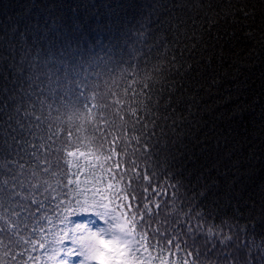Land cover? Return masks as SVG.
Returning a JSON list of instances; mask_svg holds the SVG:
<instances>
[{"label": "trees", "instance_id": "trees-1", "mask_svg": "<svg viewBox=\"0 0 264 264\" xmlns=\"http://www.w3.org/2000/svg\"><path fill=\"white\" fill-rule=\"evenodd\" d=\"M117 111L128 123L108 129L109 140L120 137L109 163L134 162L154 177L149 193L167 215L153 227L166 224L180 244L164 256L188 258L186 224L211 233L201 244L215 245L218 257H236L219 264H264V0H0V165L17 173L4 167L0 179L20 193L0 197V264H34L15 241L53 228L39 217L64 227L47 193L33 212L17 183L28 186L29 152L45 126L62 139L73 133L66 151L87 172L97 163L91 130L106 127L102 112L120 125ZM174 207L185 209L176 223Z\"/></svg>", "mask_w": 264, "mask_h": 264}, {"label": "snow or ice", "instance_id": "snow-or-ice-1", "mask_svg": "<svg viewBox=\"0 0 264 264\" xmlns=\"http://www.w3.org/2000/svg\"><path fill=\"white\" fill-rule=\"evenodd\" d=\"M145 87L147 88L148 85L145 84ZM35 108L36 105L33 104V111ZM115 115L119 118L120 125H117L116 119H109L108 115L102 112L100 123L106 127L97 126L91 130L92 139L89 141V148L94 149L97 163L90 165L87 172L78 161L69 159L76 155V151H66L65 147L73 139L71 131L65 129L67 139H62L60 130L49 122L45 126L46 135L37 137L39 142L33 144L29 152L30 162H34L36 168L26 173L28 186L24 187L17 181L25 192H29L24 199L28 200L29 205H35L31 211L40 212L44 208V200L38 199L37 194L44 196L47 193L45 198L49 201L48 207L56 215L59 225L67 224L71 215L94 216L98 221H103L104 226L95 228V224L90 227L86 223H78L71 230L61 227L56 231L57 226L53 221L47 215L41 216L39 219L47 220L53 228L45 229L41 224L32 229L27 239L22 236L17 239L16 245L24 246V251L19 253L21 258L27 253L29 260L39 264L41 257L32 256L31 252L40 251L49 260L57 261V264H154L158 260L160 264H177V261H169L168 257L164 256L166 249L175 255L170 246L175 245L180 248L177 239L168 233L166 224L161 225L163 231L161 227H153L157 223L161 209V204L154 203L149 193L154 177H150L147 173L141 175L134 162L130 168L115 161L109 163L114 158L118 160L116 147L120 137L113 136L109 140L108 137L112 133L108 129H116L119 132V128L128 123L120 111ZM130 115L135 117L136 110L132 109ZM31 118L39 123L43 115ZM132 130L135 131V128L133 127ZM122 136L126 140L127 131L122 133ZM45 139L51 141L53 145L60 141L59 146L49 147L43 142ZM81 139L83 138L76 137L77 142ZM109 144L111 147H106ZM52 157H55V160ZM4 167H8L9 175L15 178L17 173L12 165H0V169ZM15 168L24 172L21 163H17ZM105 174L115 182V185L106 182ZM43 175L48 176L49 179H42ZM0 176H3L2 170ZM61 176L64 179L61 180ZM52 180H56L55 186ZM145 181L147 185L144 184ZM8 184L9 181L0 179V197L5 194L9 198L19 197V192L6 189ZM152 193L160 195L156 188H152ZM200 195L203 196L204 193ZM178 199H181L180 195L173 194V202ZM172 211L174 213L172 223H176L181 219L180 214L185 209L174 207ZM188 218L190 220L191 215ZM12 224L15 226L14 221ZM183 227L186 229L184 235L187 237L183 241V248L188 258L180 261L179 264H205V261H208V264H219L221 258L225 261L236 258L228 253H222L218 257L215 245L201 244V237L208 241L210 232L205 234L198 225L188 227L185 224ZM4 230L0 229V232ZM65 244L71 246L54 247ZM230 246V243L225 245V247ZM237 264H239L238 260Z\"/></svg>", "mask_w": 264, "mask_h": 264}, {"label": "rangeland", "instance_id": "rangeland-1", "mask_svg": "<svg viewBox=\"0 0 264 264\" xmlns=\"http://www.w3.org/2000/svg\"><path fill=\"white\" fill-rule=\"evenodd\" d=\"M160 215H167L165 212H160ZM78 223H86L88 224L90 227L95 224V228H100L103 227V221H98L96 217L94 216H69L68 217V223L64 225V227H66L67 229L71 230L76 224ZM56 231H59V227L55 228ZM71 245L69 244H65V245H56L54 247H69ZM51 254V253H49ZM43 258H42V262L41 264H57V261L55 260H49L47 258V256H44L42 254ZM58 259V258H57Z\"/></svg>", "mask_w": 264, "mask_h": 264}]
</instances>
